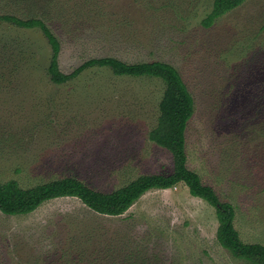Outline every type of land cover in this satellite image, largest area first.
<instances>
[{"label": "rangeland", "instance_id": "374dc122", "mask_svg": "<svg viewBox=\"0 0 264 264\" xmlns=\"http://www.w3.org/2000/svg\"><path fill=\"white\" fill-rule=\"evenodd\" d=\"M214 1L0 0V13L44 19L66 73L103 56L173 64L195 99L188 166L234 204L242 239L264 243V0L205 26ZM51 54L39 28L0 23V180L28 187L73 175L112 191L174 170L170 150L149 138L162 79L94 65L57 84ZM219 224L183 182L117 215L57 197L30 213L0 210V264H254L219 242Z\"/></svg>", "mask_w": 264, "mask_h": 264}, {"label": "trees", "instance_id": "16d2710c", "mask_svg": "<svg viewBox=\"0 0 264 264\" xmlns=\"http://www.w3.org/2000/svg\"><path fill=\"white\" fill-rule=\"evenodd\" d=\"M245 0H215L212 10L203 20L210 26L218 17L237 7ZM33 29L39 28L52 48L48 73L53 82L65 83L85 68L99 65L112 69L117 75L158 77L165 83L159 103L158 121L149 131V138L167 148L173 155L174 170L171 173H143L112 191L91 187L80 178L69 175L51 179L33 186H23L17 179L0 180V210L6 214L30 213L45 201L65 196L80 198L93 210L105 214H122L150 189L171 188L185 183L192 195L205 199L216 207L219 219V242L234 256L254 264H264V243L246 242L234 224L235 206L223 201L217 190L203 181L201 175L188 166L187 126L195 112V99L180 71L162 60L127 62L115 56L93 57L73 71L66 73L59 67L61 49L59 38L47 22L36 16L22 17L14 13H0V23Z\"/></svg>", "mask_w": 264, "mask_h": 264}]
</instances>
